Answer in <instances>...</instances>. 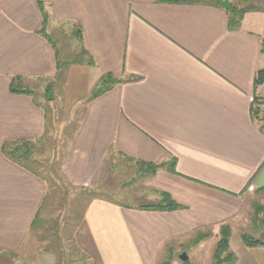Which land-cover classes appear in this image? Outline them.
<instances>
[{
	"label": "crops",
	"instance_id": "obj_1",
	"mask_svg": "<svg viewBox=\"0 0 264 264\" xmlns=\"http://www.w3.org/2000/svg\"><path fill=\"white\" fill-rule=\"evenodd\" d=\"M228 11L216 0H0V264H70L73 251L84 264H162L190 241L199 247L195 236L217 242L222 225L231 229L233 264H264V246L236 237L246 197L264 190V106L254 87L264 69V10L246 12L234 28ZM58 28H79L76 54L94 61L66 65L90 91L61 157L64 178L90 191L110 158L173 163L172 172L147 174L144 187L157 203L164 192L179 205L154 211L90 199L84 229L60 255L30 233L45 181L2 153L5 143L46 134V109L33 93L60 71L45 36ZM106 73L122 82L89 100ZM14 77L32 94L11 92Z\"/></svg>",
	"mask_w": 264,
	"mask_h": 264
},
{
	"label": "rangeland",
	"instance_id": "obj_2",
	"mask_svg": "<svg viewBox=\"0 0 264 264\" xmlns=\"http://www.w3.org/2000/svg\"><path fill=\"white\" fill-rule=\"evenodd\" d=\"M228 1L238 9L251 7L250 9L253 10H264V0ZM50 36L57 42L61 62H70L79 57L75 51L76 40L68 31L61 28L54 29ZM48 85H42V89L35 88L33 93L34 99L44 106L47 113L46 138L44 142L36 145L34 159L41 162L43 171H40V174L49 181L51 189L54 190L50 192L51 197L41 213L42 221L39 226L48 230V234L54 233L51 236L56 243H69L71 239H74L75 233L82 232L84 229L82 217L86 196L82 195L85 191L84 188L73 187L64 178L60 169V161L70 135L80 119L89 88L87 78L70 66H62L59 73L51 81L49 91H47ZM107 165L109 169L104 171L103 179L100 180L98 187L90 189L96 193V198L108 199L131 207L157 203L151 198L150 189L144 187L145 176L148 173L141 169L143 167L120 157L110 158ZM245 203L246 211L238 226L242 229L238 228L240 233L236 234V237L239 238L245 234L259 238L260 232L258 235L255 233L260 229L254 228L256 224L252 222L253 206L254 204H264V190L262 193H250L246 197ZM243 224L244 227H240ZM48 234L46 231L45 238H49ZM57 237L60 241L56 239ZM193 239L195 238L193 237ZM200 239L204 240L199 247H195L191 241L188 242L184 246V250L181 253L179 251V255L169 261V264H182L179 260V256L182 254L187 256L188 264H215L214 253L217 242L214 235L205 234ZM218 239L219 236L217 241ZM85 240L86 237L84 236ZM69 255L66 258L70 264H84L81 256L76 255L74 251L70 252ZM258 259L261 261L260 258Z\"/></svg>",
	"mask_w": 264,
	"mask_h": 264
},
{
	"label": "trees",
	"instance_id": "obj_3",
	"mask_svg": "<svg viewBox=\"0 0 264 264\" xmlns=\"http://www.w3.org/2000/svg\"><path fill=\"white\" fill-rule=\"evenodd\" d=\"M165 2H170V3H187V2H194L196 0H163ZM214 0H212L213 2ZM251 8V7H250ZM250 8H243V9H238L235 6H231V9L228 11L229 14V21L228 25L230 28H234L239 24L240 19L242 16L253 9ZM43 26H42V32L45 30V25L47 22V16L45 13H43ZM51 34V33H50ZM46 35V38L48 42L52 45L54 48L55 52V57H56V68L58 70H61L62 66H66L69 64H83L86 63L89 66H92L94 64V61L92 58H89L85 61L83 56L86 54L84 50L79 53V57L74 59L73 61L71 60L70 62L64 61L61 62L59 54L60 51L57 49V42L52 39V36ZM74 38L77 40V42L81 43L82 38H81V33L80 29L76 28L73 35ZM122 81L115 79L110 73H106L101 76L100 80L98 81V84L94 87L93 91L90 94L89 100H93L104 93L110 91L115 85L120 84ZM264 84V69L259 70L256 73L255 79H254V87L257 89L259 86ZM51 84L48 85L47 91H49ZM10 91L13 93H22V94H28L31 95L32 92H30L28 89L25 88L23 84V79L20 77H14L12 79L11 85H10ZM45 134L42 135L40 138L34 140V141H26V140H19L15 142H10V143H5L2 146V153L3 155L10 160L12 163L22 167L23 169L27 170L31 174L41 177L45 183H46V197L44 199V204L42 206V211L45 209V205L48 202V200L51 197V191H54L51 189V184H49V181L40 174V171H43L42 169V164L39 161H35L34 156H35V151H36V145L41 144L45 140ZM137 164L140 167H143L145 172L148 174L153 175L157 169L166 167V169L170 172L173 171V163L169 165L165 164H152V163H143V162H137ZM263 190V189H262ZM83 196H86V202L84 206L88 203L87 201L93 198H96V193L94 191H83L82 193ZM161 196V201L159 203L153 204V205H145L141 206L140 209H146V210H154V211H172L178 209L179 205H177L170 196L164 192H160ZM40 211L34 219L31 221L30 224V233L33 232L34 236L37 238L39 242H46V248L48 250H54L57 255H60L61 249L60 245L61 243H56L55 241L52 240L53 234H48V230H46L43 227L39 226V223L42 221L41 220V213ZM253 221L256 226L254 228L260 229V231L264 232V204L263 205H255L253 206ZM37 229H41V234H37ZM49 229V228H48ZM47 231L48 237L51 238H45V232ZM231 234V229L230 226L228 225H222L220 227L219 231V239L216 243L215 246V253H214V261L215 264H232L235 260L234 255L229 251V238ZM57 235V234H55ZM202 235L196 236L197 240L201 238ZM58 241H60L59 237L56 238ZM240 241L242 244L246 247H257V246H264V242L260 240L259 238L248 236V235H241L240 236ZM196 242V240H195ZM194 242V244H195ZM225 254V255H224ZM169 261H166L162 264H169ZM182 264H188V261L186 260L185 262H182Z\"/></svg>",
	"mask_w": 264,
	"mask_h": 264
},
{
	"label": "water",
	"instance_id": "obj_4",
	"mask_svg": "<svg viewBox=\"0 0 264 264\" xmlns=\"http://www.w3.org/2000/svg\"><path fill=\"white\" fill-rule=\"evenodd\" d=\"M216 3L219 4L222 8L230 10L231 9V3L228 0H216ZM259 239L264 242V232L261 231L259 235ZM179 260L181 262H185L187 260V256L185 254H182L179 256Z\"/></svg>",
	"mask_w": 264,
	"mask_h": 264
},
{
	"label": "built area",
	"instance_id": "obj_5",
	"mask_svg": "<svg viewBox=\"0 0 264 264\" xmlns=\"http://www.w3.org/2000/svg\"><path fill=\"white\" fill-rule=\"evenodd\" d=\"M257 92H258L257 97L261 99V101L263 102V106H264V84L258 87Z\"/></svg>",
	"mask_w": 264,
	"mask_h": 264
}]
</instances>
